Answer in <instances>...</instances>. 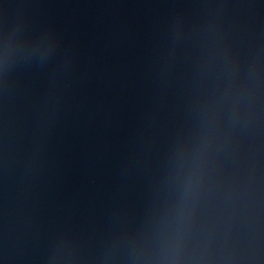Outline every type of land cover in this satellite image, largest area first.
Listing matches in <instances>:
<instances>
[{
  "label": "water",
  "instance_id": "1",
  "mask_svg": "<svg viewBox=\"0 0 264 264\" xmlns=\"http://www.w3.org/2000/svg\"><path fill=\"white\" fill-rule=\"evenodd\" d=\"M0 45L137 87L264 102V0H0Z\"/></svg>",
  "mask_w": 264,
  "mask_h": 264
}]
</instances>
